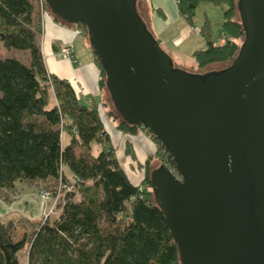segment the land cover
Returning a JSON list of instances; mask_svg holds the SVG:
<instances>
[{
    "label": "water",
    "instance_id": "1",
    "mask_svg": "<svg viewBox=\"0 0 264 264\" xmlns=\"http://www.w3.org/2000/svg\"><path fill=\"white\" fill-rule=\"evenodd\" d=\"M81 24L114 110L175 162L150 173L181 264H264V0H237L244 38L218 72L174 66L137 0H43Z\"/></svg>",
    "mask_w": 264,
    "mask_h": 264
},
{
    "label": "trees",
    "instance_id": "2",
    "mask_svg": "<svg viewBox=\"0 0 264 264\" xmlns=\"http://www.w3.org/2000/svg\"><path fill=\"white\" fill-rule=\"evenodd\" d=\"M176 1L179 15L192 25L199 1ZM207 2L226 5L222 28L227 38L220 46L211 40L208 24L199 29L204 46L193 53L198 74L212 65L230 64L241 46L237 41L244 38L236 19L237 0ZM44 13H49L44 1L41 10L38 0H0V42L26 58L0 59V194L7 199V192H17L18 182L33 187L52 182L61 191L56 206L60 213L38 223L0 220V264H22L19 256L26 246V264H181L156 206L149 169L152 159L163 162L166 156L169 168H176L175 162L151 136L157 149L141 164V185L130 181L96 106L82 103L68 80L47 71L42 54ZM71 27L87 39L81 24ZM96 67L98 89L106 92L97 59ZM102 107L123 133L145 130L123 122L105 101ZM92 143L101 146L97 154ZM125 154L135 158L131 142ZM18 231H23L20 239Z\"/></svg>",
    "mask_w": 264,
    "mask_h": 264
},
{
    "label": "rangeland",
    "instance_id": "3",
    "mask_svg": "<svg viewBox=\"0 0 264 264\" xmlns=\"http://www.w3.org/2000/svg\"><path fill=\"white\" fill-rule=\"evenodd\" d=\"M225 9V4L217 5L210 2L199 1L195 9L192 26L188 24L187 27L191 33L188 31L186 34H182L177 38V42L181 45V47L179 48L180 45L177 46L178 44L175 43V48L179 49H176L174 51L163 49L170 57H172V60H174L173 63L175 66H177V68L190 73L198 74L197 67L193 62V53L204 46V40L201 38V36H199L198 31L201 27L208 24V30L211 40L214 43H218L221 34L224 33L222 24L223 12ZM50 17L52 16L49 13H46L44 19H50ZM183 19L185 20V18ZM236 19L239 20L238 11H236ZM73 36V43H67L66 46L71 47L72 51L75 54V61H73L74 55L69 56V60L67 61L72 63L73 68L75 70L87 66H91V68L94 67V54L89 46L88 40L83 36V34L79 30H75L73 32ZM43 37L42 43L44 39ZM242 41L243 38L239 39L237 43L241 45ZM9 57L16 58L21 62L26 61L25 55L23 53L15 50H7L2 46L0 42V59H5ZM89 63H91V65H87ZM228 65L229 64L212 65L205 68L202 72L203 74L207 72H218ZM96 70H98L97 67ZM75 85L77 86L76 88L80 93V101L82 103L91 106L89 103H87L86 98L92 99L94 101V106H96L97 110L100 113L104 129L110 136L111 143L114 146L115 154L121 167L123 168L126 175L133 184L141 185V180L144 176V169L141 164L144 163L145 159L149 155L154 154L157 149L155 142L151 138L150 133L147 131V129H145L139 130L136 134L131 135L129 133H123L122 131L118 130L116 128V122L113 120V117L107 115L104 111V108L102 107L100 94L97 89L98 86L92 80H89V83L87 84V86H85V88L79 86L78 84ZM102 91L104 92V101L106 102L107 109L110 110L114 115H117L114 111L112 103L110 102L111 100L108 96V93L106 94L105 89H103ZM128 142H131L132 147L134 149V159L130 155L125 154V147ZM100 149L101 146L98 143H92L91 150L94 154H97ZM167 161L168 160L166 156L163 162H161L159 159H152L149 169L152 171L153 169H157L161 164H163L180 180L176 168H169ZM16 189L19 195H16V193L13 192H7V199L2 194H0L1 221L8 222L23 217L33 219L34 221H41L42 218L45 219L46 217L50 219H55L59 215L60 210L55 208L60 200H57L56 197L61 196V191H59L58 185L55 186L52 182H46L44 184L38 185L35 190L33 186H30L26 182H18L16 184ZM45 191H48L50 193L49 199L46 200L42 199V196H44L43 193ZM79 197L80 196H77V199H79ZM27 202H29L28 205ZM22 234L23 231H18L16 234L17 238L20 239ZM27 255L28 247L26 246V248L20 253V263L26 264Z\"/></svg>",
    "mask_w": 264,
    "mask_h": 264
},
{
    "label": "crops",
    "instance_id": "4",
    "mask_svg": "<svg viewBox=\"0 0 264 264\" xmlns=\"http://www.w3.org/2000/svg\"><path fill=\"white\" fill-rule=\"evenodd\" d=\"M136 8L137 13L147 25L149 31L158 41L162 49L174 51L181 47L177 42V38L182 34H186L189 30L187 28L188 23L178 13L175 0H137ZM75 30L74 27L63 26L55 22L52 17H50V19H44L42 54L43 57H45L46 69L50 74L68 80L76 90L77 86L75 84L85 88L89 80H92L98 86L99 71L96 70V57L94 55V67L91 68V66H87L75 70L72 63L65 60L60 54V50L65 47L67 43H73V32ZM175 43L178 44L177 46L180 45L179 48H175ZM72 54L74 55L73 61H75V54L73 51ZM87 65H91V63ZM77 92L80 96L78 90ZM98 92L101 102L104 101V92L99 89ZM86 100L87 103L91 102L92 105L94 104L92 99L86 98ZM38 185L34 186L35 190ZM15 193L19 195L18 191ZM28 203L29 202H27V205ZM23 218H26L31 223L39 222L30 218L28 219L27 217Z\"/></svg>",
    "mask_w": 264,
    "mask_h": 264
},
{
    "label": "built area",
    "instance_id": "5",
    "mask_svg": "<svg viewBox=\"0 0 264 264\" xmlns=\"http://www.w3.org/2000/svg\"><path fill=\"white\" fill-rule=\"evenodd\" d=\"M198 1H200V2H207L209 0H198ZM177 3L178 2L176 1V4ZM38 4L40 6V9L42 10L43 9V0H38ZM45 15H46V13L43 14V19H44ZM225 42H226V35L224 33H222L221 36H220V38H219V40H218V44L220 46H223L225 44ZM61 55L63 56V58L65 60H69L68 57L71 56V55H73L72 54L71 47L65 46L63 49H61ZM72 59H73V57H72ZM88 103H90V102H88ZM43 194H44V196H42V199H44V200L49 199L50 193L48 191H45ZM56 199L59 200V197H56Z\"/></svg>",
    "mask_w": 264,
    "mask_h": 264
}]
</instances>
